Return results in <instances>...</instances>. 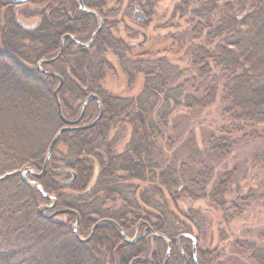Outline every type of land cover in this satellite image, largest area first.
Returning <instances> with one entry per match:
<instances>
[{
	"label": "trees",
	"instance_id": "trees-1",
	"mask_svg": "<svg viewBox=\"0 0 264 264\" xmlns=\"http://www.w3.org/2000/svg\"><path fill=\"white\" fill-rule=\"evenodd\" d=\"M65 1L28 0L15 5L7 0H0V25L3 19L6 21L5 28H0V264H86L83 253L79 250L87 244L95 243L100 232L98 226L88 243L78 241V244L67 245L52 240L50 231L54 230L56 223L39 214L42 205L40 202L44 198L42 191L24 181L20 174V169L28 164L41 171L52 138L48 137L40 145L35 144V141L40 139L45 122H52L55 129L63 126L54 98L58 78L40 71L36 75L22 61L35 63L36 66L39 61L48 59L47 56L51 55L50 58H53L58 54L60 40L65 34H72L77 39L80 37L82 30L79 23L87 22L91 15L83 13L80 20L66 16ZM107 1L109 0H101L99 5L89 0H83V3L98 13L96 7H104ZM42 4L48 6V14L41 13V22L25 24L24 17L37 15L34 5ZM7 5L10 9L2 16L1 12ZM192 13L199 19V28L204 27V20L211 22L212 16L218 15L211 36L207 35L209 39L213 36L218 43L212 51L204 49L202 44L193 46V61L198 66L202 59L208 60L219 69L220 79L223 81L222 100L226 103L224 115L233 119V134H242L246 139H256L262 143L261 151L254 160L264 165V0H206L201 8L193 9ZM26 42L32 48L27 47ZM73 45L76 44L71 41L64 46L60 58L43 65V70L63 78L58 96L67 120H76L80 116L90 94L99 97L103 116L93 128L64 133L54 148L45 175L39 179L33 176L30 181H36L43 191L55 195L59 206L77 211L79 226L84 224L83 218L89 212L100 216V220L111 219L123 228L121 217L130 213L126 211L120 217L109 216L107 210H101L103 205L115 196L124 199L125 205L131 204L132 207L137 204L133 197L137 187L127 184V181H143L151 173L148 170L156 167V164L152 162L153 144L144 154L143 123L138 120L133 127L129 149L120 154L114 153L120 141L119 131L110 138L115 121L135 107L136 111L142 112L146 117L147 127L151 132L156 130L157 122L166 126L168 116L184 106L179 92L182 88H170L164 76L150 72L141 77V91L134 92L133 96L120 97L103 86L107 81L108 71L115 72L105 54L110 50L119 56L121 73L129 78L128 87L133 90L139 84V77L136 75L142 76L139 71L142 62L138 58H129L132 45L124 40L113 39L104 32V27L89 48L75 49ZM164 54L161 51L151 59L158 60L165 57ZM204 70H208V64H204L200 72ZM157 94L165 95L162 101H151V97ZM77 101L80 103H76ZM184 101L189 108L208 105L204 100L198 101L190 97H185ZM92 102L96 100L92 99L88 103L83 119L89 114L94 116L97 109V116L99 115V104L96 103L95 107ZM3 114L6 117L9 115V119ZM244 125H250L251 132L244 134ZM255 125H261V128L255 129ZM237 136L232 139L213 137L209 143L220 157H224L236 145L239 138ZM60 146L64 148L63 152H58ZM174 165L175 162H171L168 169L160 174L161 186L172 189L180 184L181 174ZM169 173L170 176L166 177ZM199 175L193 176L187 183L198 184ZM62 190L70 193L60 194ZM182 190L187 191L185 188ZM217 190L220 193L211 198L221 206L224 202L222 198L218 199L224 194V183ZM148 192L152 193L149 200L145 198ZM156 193V190L140 192L138 197L158 210L153 201ZM163 208V215L175 216L174 209L168 206ZM96 223L97 221L92 227ZM109 226H112L109 233L115 235L114 225ZM157 228L161 235L169 239L176 232L175 228L172 229L166 223ZM140 242L128 245L120 243L118 251L120 250L122 262L129 263V260L122 258L124 248L129 247L133 263L159 264L154 261L153 256L146 261L142 259ZM112 245L116 246L114 242ZM173 249L170 258L176 249L181 253L175 246ZM255 260L257 264H264V252L255 253ZM189 264L199 262L191 260Z\"/></svg>",
	"mask_w": 264,
	"mask_h": 264
},
{
	"label": "rangeland",
	"instance_id": "rangeland-1",
	"mask_svg": "<svg viewBox=\"0 0 264 264\" xmlns=\"http://www.w3.org/2000/svg\"><path fill=\"white\" fill-rule=\"evenodd\" d=\"M90 1L96 2L98 5L101 2V0ZM204 1L206 0H109L104 7L94 8L103 19L104 32L113 39L124 40L131 44L129 58H138L142 62L139 70L142 72V76L136 75L139 77V84L132 90L130 86L128 87L129 78L121 73L119 56L107 50L105 58L115 72L108 71V78L103 86L120 97L133 96L134 92L138 93V90L141 89V77L153 72L154 75L164 76L168 80L170 88L178 86L182 88L179 92L182 105H184L168 116L166 126L157 122L156 130L153 132L148 129L144 114L136 111L135 107L129 109L125 115L115 121L110 138L114 137L116 131H119L120 141L114 153L120 154L129 149L133 127L135 121L138 120L143 123L144 154L153 144L152 162L156 164V167L148 170L151 173L143 181L137 179L127 181V184L137 187L133 196L136 198L135 203L137 204L132 207L131 204L125 205L124 199L115 196L107 201L101 210H107L109 216L116 217L126 214V211L130 213L121 217L123 218L121 223L124 225L123 228L121 227L122 232L129 240L134 241L139 238L134 243L141 241L140 256L144 261L153 256L155 262L163 264L168 249L166 240L156 238L149 231H145L147 226L145 222H148L158 234L160 231L157 226L161 224H170L172 229L175 228L176 232L173 233V238L166 237L172 243L170 254L174 250L173 242H176L177 236L188 235V237H182L178 242L187 257V264L192 259L194 262L198 261L199 264H257L255 253L264 252V165L256 163L254 159L260 153L262 143L256 139H246L242 134L238 136L233 134L231 126L233 119L224 115L226 103L222 100L223 81L220 79L219 69L211 61L207 62L208 60L204 61V59L198 66L194 64L193 46L202 44L204 49L212 51L218 43V40L213 36L210 39L207 38V35L211 36V32H213L218 15L214 14L211 22L204 20V27L199 28L197 26L199 19L192 13L193 9L201 8ZM136 6L145 16L143 22L133 18ZM33 8L38 11L37 15L30 18L22 15L25 24L41 22V13L48 14L49 12L48 6L44 4L34 5ZM9 9L10 6H5L1 12L2 16H5ZM64 9L65 15H70L73 19L86 13L85 10L79 9L78 0H66ZM79 24H81L82 31L78 39L86 43L91 33L99 26L100 20L95 16H89L87 22ZM5 26L6 21L3 19L0 25L1 30ZM192 34L197 39L194 40ZM70 42L65 41L64 46ZM25 44L32 48L27 42ZM73 46L75 49L81 48L77 45ZM161 51H164L165 57L153 61L151 58ZM50 56L46 58L49 59ZM22 63L29 71L39 75L35 63L26 61H22ZM204 64H208V70L200 72ZM164 96V94H157L151 97V101L157 99L158 102H161ZM185 97L198 101L204 100L208 105L186 107L185 104H188L184 101ZM76 103H80V101ZM96 103L98 104V102H92L93 106L96 107ZM97 114L98 109L94 116L89 114L80 125L91 123ZM3 116L6 117V114ZM6 118L9 119V115ZM55 128L52 122H45L39 136L40 139H37L35 144L40 145L50 137L53 138L60 129V127ZM254 128L260 129L261 125H255ZM244 129L245 134L251 132L252 128L250 125H244ZM233 136L239 137L238 141L224 154V157H220V154L215 152L209 143L213 137L232 139ZM63 151L64 148L60 146L58 152ZM171 162H175L174 166L181 174V180L180 184L176 186L177 188L169 189L160 185L159 178L160 174L168 169ZM33 168L39 172L37 168ZM23 169H20L21 177ZM195 175L200 176L198 184H188V180ZM168 176L170 173L166 175V177ZM26 178L27 183L36 186L34 183L36 181H30L33 179L31 174H27ZM221 183H224L225 190L218 199L222 198L224 202L220 206L214 202L211 196L220 193L217 189ZM183 188L187 191L183 192ZM153 190L157 192L153 201H155L158 210L148 206L138 197L140 192ZM59 193L69 194L70 192L62 190ZM151 196L152 193L148 192L145 198L149 200ZM40 204H42L40 207L46 204L51 205L52 201L43 198ZM163 206L174 209L175 216L163 215L162 210H165ZM56 209L67 208L57 204ZM52 211L54 210H47L44 215H49ZM83 219V225L86 224V227L79 226L80 220L79 227H75L76 217L67 214L48 219L56 223L54 230L50 231L51 239L67 245L78 244L79 240L73 231L76 229L80 238H87L94 227L92 225L101 217L86 212ZM113 227L115 235L109 233L112 229L109 223L101 224L96 242L87 244L79 250L80 253H83L82 256L86 264H124L120 258V250L118 251L119 245L120 243L123 245L134 243H127L121 232L115 226ZM113 242L116 246L112 245ZM194 245L195 253L192 251ZM179 247L176 245L178 250ZM128 249L129 247L124 248L122 258L126 261L129 260L128 264H135L130 259L131 251ZM176 251L172 253L171 258L169 257L168 264H184L182 252L179 250L181 253L178 251L176 253ZM193 254L194 257H190Z\"/></svg>",
	"mask_w": 264,
	"mask_h": 264
},
{
	"label": "water",
	"instance_id": "water-1",
	"mask_svg": "<svg viewBox=\"0 0 264 264\" xmlns=\"http://www.w3.org/2000/svg\"><path fill=\"white\" fill-rule=\"evenodd\" d=\"M8 2H10L11 4H15V5H21L25 2H27L28 0H7ZM78 3H79V6L82 10H85L86 12H89L91 14H95L96 16L97 13L95 11H91V10H88L84 4H83V0H78ZM133 18L139 22H143L145 20V16L144 14L141 12V10L139 9V7H135L134 9V16ZM100 20V25L99 27L95 30V32L92 34L91 36V39L88 43L84 44V43H81V42H78L72 35L70 34H65L63 37H62V40H61V43H60V51L58 52V54L53 57V58H49V59H43L41 61H39L36 65V68L40 71V72H43V73H46L48 75H51V76H56L59 80V83H58V86L57 88L55 89L54 91V98L56 100V103H57V112H58V117L59 119L63 122V126L58 130V132L55 134V136L51 139L49 145H48V149H47V154L45 156V159L43 161V165L41 167V171L40 172H36L34 168L30 167V166H27L23 169L22 171V177L24 179V181L28 182L27 178H26V175L27 174H31L32 176H34L35 178H41L45 175L46 173V170H47V167H48V164H49V161H50V158H51V155L53 153V150L56 146V144L58 143L60 137L66 133V132H70V131H75V130H85V129H90V128H93L94 126L97 125V123L101 120L102 116H103V107H102V104L100 103V99L99 97L96 95V94H90L88 96V98L86 99V101L84 102V105H83V109H82V112L80 114V116L76 119V120H67L64 115H63V111H62V107H61V103H60V100H59V96H58V93H59V90L61 89L62 85H63V78L57 74H54V73H51V72H47V71H44L42 69V66L43 65H47V64H51L53 63L54 61H56L57 59L60 58L62 52H63V48H64V41L66 39H72L73 41L77 42L80 46H83L84 48H88L92 45V42L93 40L95 39V37L101 32L102 28H103V21L99 18ZM96 100V102H98L99 104V109H100V112H99V115L90 123V124H87V125H80V123L82 122L83 120V117H84V112H85V109L88 105V103L92 100ZM35 185L42 191V194L44 196L45 199H47L48 201H52V204L51 205H43L41 207V209L39 210V214L42 216V217H45L47 219H51L53 217H56L58 215H64V214H73L75 217H76V225L75 227L78 226V222L80 220V217H79V214L77 211L73 210V209H56V206H57V199H56V196L55 195H49L48 193H46L45 191H43V188L42 186L37 183V182H34ZM47 210H54L51 212V214L49 215H44V212L47 211ZM104 223H109V224H112L114 225L122 234V237L123 239L127 242V243H134L136 242L137 240H139V238H137L136 240L132 241V240H129L128 237L122 232V228L121 226H119L115 221L111 220V219H102V220H99L97 221V223L94 225V227L92 228L91 232H90V235L87 237V238H80L78 235H77V232H76V229L73 231L74 235L77 236L78 240L81 242V243H87L91 240L95 230L97 229L98 226H100L101 224H104ZM146 232H150L152 236L156 237V238H159V239H164L167 241L168 243V249H167V252H166V256L164 258V263L163 264H168L169 262V257H170V250H171V241L169 239H166V237H164L163 235H160L158 233H156L153 228L147 224L146 226V229H145ZM188 237V235H185V234H181L177 237V246L179 247V240L182 238V237ZM195 243V242H194ZM193 243V244H194ZM180 248V247H179ZM182 254H183V258H184V264H187V257L186 255L183 253V251L181 250V248L179 249ZM193 252L195 253V247L193 248Z\"/></svg>",
	"mask_w": 264,
	"mask_h": 264
},
{
	"label": "flooded vegetation",
	"instance_id": "flooded-vegetation-1",
	"mask_svg": "<svg viewBox=\"0 0 264 264\" xmlns=\"http://www.w3.org/2000/svg\"><path fill=\"white\" fill-rule=\"evenodd\" d=\"M84 4V3H83ZM85 6V5H84ZM86 7V6H85ZM88 10H91V9H89L88 7H86ZM79 9L80 10H82L81 8H80V6H79ZM91 11H93V10H91ZM87 14H90L91 16H95L96 18H100L102 21H103V19L100 17V15L97 13V15L98 16H96L95 14H91V13H89V12H86ZM69 17H71L70 15H69ZM83 16H78V17H76V18H74V19H76V20H80L81 18H82ZM73 19V18H72ZM100 25V24H99ZM99 27V26H98ZM97 27V28H98ZM103 27H104V22H103ZM96 28V29H97ZM95 29V30H96ZM103 29V28H102ZM95 30L91 33V35H90V37H89V39H88V41L86 42V43H88L89 41H90V39H91V36H92V34L95 32ZM102 31V30H101ZM70 35H72V34H70ZM78 42H81V43H83L82 41H80L79 39H77L74 35H72ZM61 40H62V38H61ZM66 40H70V41H72V42H74L76 45H78L79 47H81V48H84L83 46H80L77 42H75V41H73L72 39H66ZM65 40V41H66ZM65 41H64V43H65ZM94 41V40H93ZM86 43H84V44H86ZM93 43V42H92ZM89 48V47H88ZM64 49V48H63ZM176 242H173V246H175L176 247ZM193 257H194V254H193ZM192 257V258H193ZM193 260V259H192ZM190 263V260H189V262H188V264Z\"/></svg>",
	"mask_w": 264,
	"mask_h": 264
}]
</instances>
